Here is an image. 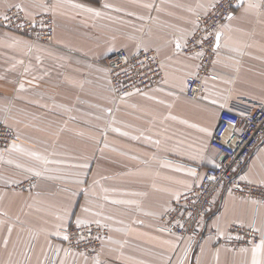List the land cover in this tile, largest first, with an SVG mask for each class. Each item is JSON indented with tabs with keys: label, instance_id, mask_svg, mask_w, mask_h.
Instances as JSON below:
<instances>
[{
	"label": "crops",
	"instance_id": "crops-1",
	"mask_svg": "<svg viewBox=\"0 0 264 264\" xmlns=\"http://www.w3.org/2000/svg\"><path fill=\"white\" fill-rule=\"evenodd\" d=\"M215 2L0 0V17L20 5L30 16L52 13L57 23L54 45L33 43L0 25V119L15 128L24 150H0V264H48L54 244L61 251L55 264H95L97 258L107 264L179 263L188 242L161 231L164 211L199 183L204 168L221 160L211 145L221 108L264 102V6L247 13L236 8L235 19L222 24L213 65L218 79H205L198 99L185 94L199 63L177 51L174 38ZM119 49L156 51L162 85L118 99L103 59ZM241 174L264 185V143ZM29 178L37 181L32 190L16 188ZM252 201L222 189L185 264H251L252 246L240 252L225 239L236 222L264 227V203ZM77 219L81 225L99 221L108 230L99 257L62 251V230ZM7 227L13 232L5 249ZM257 258L264 260V252Z\"/></svg>",
	"mask_w": 264,
	"mask_h": 264
},
{
	"label": "built area",
	"instance_id": "built-area-1",
	"mask_svg": "<svg viewBox=\"0 0 264 264\" xmlns=\"http://www.w3.org/2000/svg\"><path fill=\"white\" fill-rule=\"evenodd\" d=\"M216 3V2H215ZM239 0H223L220 11L203 13L198 19L199 31H213L214 26L222 25L227 19L221 15L223 9L233 12ZM9 19L6 21L4 16ZM22 17V19H18ZM0 25L14 31L32 36L34 41L52 43L55 25L49 16L29 19L21 8L9 7L0 17ZM182 52L195 55L194 52L181 48ZM204 55L198 58L197 74L189 78L185 94L198 99L207 78L218 79L213 70L217 51L214 49L213 38L204 43ZM105 66L109 73L111 86L118 99H125L134 93H143L162 85L164 69L159 54L154 50H144L134 54L119 49L105 57ZM139 89V91H137ZM130 93V95H128ZM18 140L12 126L0 120V150L10 147ZM264 143V102L254 103L246 107L232 104L221 108L217 125L211 137V145L221 154L217 165L203 169L199 183L188 190L170 208L164 211L161 218V229L187 241L186 251L178 264H185L190 252L199 245L204 233L206 222L213 214L217 194L226 187L239 197L264 203V185L241 179L242 171L254 151ZM209 177H215L211 180ZM36 180H26L17 184L18 187L33 188ZM34 185V186H33ZM254 226L258 228L255 221ZM248 223L236 222L229 228V237L225 242L233 249L249 248L253 243H259L260 233L253 232ZM183 225V227H180ZM243 225V226H241ZM63 234L70 236L63 240V252L68 251L69 257L84 253L85 257L96 258L101 255L103 241L108 237V230L99 224H73L63 229ZM99 236L100 239H96ZM239 236L241 239H237ZM99 254V255H98ZM60 250L55 244L49 257L48 264H55ZM72 264H79L73 261ZM101 264H107L101 262Z\"/></svg>",
	"mask_w": 264,
	"mask_h": 264
},
{
	"label": "snow or ice",
	"instance_id": "snow-or-ice-1",
	"mask_svg": "<svg viewBox=\"0 0 264 264\" xmlns=\"http://www.w3.org/2000/svg\"><path fill=\"white\" fill-rule=\"evenodd\" d=\"M223 3V0H216V3H213L210 7V9H205V13L209 14L211 11H220L221 10V5ZM229 5L231 6V0H229ZM104 7H109V5L105 4L103 5ZM200 8H204L203 4H199L197 5ZM262 6H264V0H260V3H257L256 0H247V3H245V0H239V4L238 7L243 8L245 13L251 11V10H256V9H260ZM15 7L17 8H21L20 5H15ZM43 7L47 8L48 5L45 4L43 5ZM74 7L77 8H84V5L81 4H76L74 5ZM145 8H152L153 5L152 4H145L144 5ZM23 11V9H21ZM88 12H94V14L96 16H100L101 13L99 11H95L93 8H86L85 9ZM189 11H192V9H189ZM221 15L231 21L233 19H235V16L233 14V12L228 11L227 9H223L221 11ZM4 19L7 21L9 19V17L7 15L4 16ZM194 27L190 30H186L185 35L182 37H178V38H174V46L175 49L177 51H179L182 47L190 52H194L195 55L190 57L191 59H195L196 57H202L204 55V52L202 51L204 43L206 41H208L210 38H213L214 41V49L218 52L220 49V40L221 37L223 36V31L222 29L224 27H226V25H220L218 27L213 28L212 32H209L207 28H205L204 34L203 35H197L199 29V24L196 22H193ZM183 40V44L181 43V41ZM22 63V61H21ZM20 88H23V84L20 85ZM137 91H139V89H137ZM128 95H130V93H128ZM205 99H207V97H205ZM210 103L212 104H216L215 100H211ZM201 131H206L205 129H201ZM8 150H12V151H18V152H23L24 150L19 148L17 146V144L15 142H13L10 146V149H5V151ZM26 155L32 156L34 157L36 160H40L43 163L47 164V163H53L54 161H50L48 160L46 157H41L40 155H38L37 153L34 152H29V153H25ZM9 163H11V161H9ZM85 167L87 165H84ZM17 167H21V165H17ZM27 171L29 172H34L35 176H40L41 172L40 171H36L33 168H28ZM189 174L192 176H196L197 173L194 170H189ZM209 179L214 180L216 179L215 177H209ZM241 179H246V177H241ZM34 186V185H33ZM253 203H258V201H252ZM83 211L85 213H87L89 211V209L87 207L83 208ZM0 223H3L2 221H0ZM84 221L77 219V225H81L83 224ZM97 224H99V221H96ZM243 226V225H241ZM62 227V226H61ZM180 227H183V225H180ZM249 227L253 229V232H259L260 233V239H259V243H253L252 247H251V252H252V262L251 264H264V260H260L257 258V254L264 252V227L262 228H256L254 226V223L249 224ZM164 229H161V231H163ZM12 232H13V228L12 227H7L6 229V235L4 236L2 243L5 249L8 248L10 242H11V237H12ZM54 235H60V232L57 231L55 233H53ZM237 239H241V237L237 236ZM63 239L65 241H68L70 239V236L65 234L63 236ZM96 239H100L99 236L96 237ZM165 243H169L168 241H165ZM240 252H248L249 249L248 248H241L239 249ZM65 255H68V251L65 250ZM81 256L84 255V253H80ZM99 255V254H98ZM61 264H63V261H61ZM95 264H101L100 260L97 258L95 260Z\"/></svg>",
	"mask_w": 264,
	"mask_h": 264
},
{
	"label": "rangeland",
	"instance_id": "rangeland-1",
	"mask_svg": "<svg viewBox=\"0 0 264 264\" xmlns=\"http://www.w3.org/2000/svg\"><path fill=\"white\" fill-rule=\"evenodd\" d=\"M12 7H14V6H12ZM238 7V6H237ZM236 7V8H237ZM8 10V9H7ZM6 10V11H7ZM24 11V10H23ZM25 12V11H24ZM236 12V9H235V11H234V13ZM26 13V15L28 16V18L29 19H35L36 17L38 18V17H41V18H44V16L45 17H47V16H49L50 17V19L53 21V23H54V25H55V30H54V35L52 36L53 37V40H52V43L50 42V44H48V45H54V43H55V39H56V27H57V23H56V18H55V16L52 14V13H40V14H37V15H35V16H30V15H28V13L27 12H25ZM18 19H22V17H18ZM1 27H3V26H1ZM5 29H7V30H10V31H13V32H15V33H17V34H20V35H23V36H26V37H28L30 40H32V42L34 43H37L38 41H34V39L32 38V36H29V34H27V33H23V32H18V31H14V30H12V29H10V28H6V27H4ZM40 43H43V42H40ZM43 44H47V43H43ZM125 50V49H124ZM142 51H144V50H142ZM216 55H217V53H216ZM103 64L105 65V59H103ZM109 74V73H108ZM111 83V82H110ZM187 96V95H186ZM188 97V96H187ZM200 97V96H199ZM190 98V97H189ZM191 99H193V98H191ZM0 120H3L4 122H6L7 124H9L6 120H4V119H0ZM10 125V124H9ZM10 126H12V125H10ZM13 127V126H12ZM14 128V127H13ZM14 130H15V128H14ZM15 133H16V136H17V138H18V140H16L15 141V143L17 144V143H20V139H19V137H18V135H17V132H16V130H15ZM13 143V142H12ZM11 146V145H10ZM9 148V147H8ZM7 148V149H8ZM6 149V148H5ZM2 150H4V149H2ZM32 179H34V178H29L28 180H32ZM18 184H20V183H18ZM16 188L17 189H23V190H32L33 188H24V187H18L17 185H16ZM232 193H233V191H232ZM234 194V193H233ZM237 196V195H236ZM63 231V230H62ZM63 233V232H62ZM106 239H108V237L106 238ZM106 239H104V241L106 240ZM103 241V242H104ZM197 248V247H196ZM62 250H63V248H62ZM61 252V251H60ZM107 263V262H106Z\"/></svg>",
	"mask_w": 264,
	"mask_h": 264
},
{
	"label": "bare ground",
	"instance_id": "bare-ground-1",
	"mask_svg": "<svg viewBox=\"0 0 264 264\" xmlns=\"http://www.w3.org/2000/svg\"><path fill=\"white\" fill-rule=\"evenodd\" d=\"M164 75H165V72H164ZM164 79V78H163Z\"/></svg>",
	"mask_w": 264,
	"mask_h": 264
}]
</instances>
